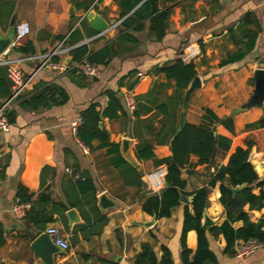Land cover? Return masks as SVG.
Segmentation results:
<instances>
[{
  "label": "crops",
  "instance_id": "0c3cea01",
  "mask_svg": "<svg viewBox=\"0 0 264 264\" xmlns=\"http://www.w3.org/2000/svg\"><path fill=\"white\" fill-rule=\"evenodd\" d=\"M95 1L0 0L3 22L5 16L10 14V18L15 16L13 31L19 24H27L30 28L28 36L0 55V61L29 56L14 50L27 42L34 48V54H30L32 56L49 54L56 49L70 51L81 45H86L90 52L102 49L120 35L119 24L123 19L119 18L120 9L114 1L102 0L96 5ZM158 2L159 9L171 8L162 41L155 42L149 35L148 21L143 22L144 27L140 31L127 30L136 43L117 42L115 54L108 65L96 67L99 70L97 80L93 82L90 79L86 86H78L66 73L48 68L38 70L39 60L17 64L26 78L32 77L22 98H31L43 86L55 84L66 91L68 101L63 106L38 112L25 111L15 105L12 108L16 113L15 122L10 125L9 133H0V149L3 151L0 170L4 171V177L0 179V226L5 239L4 245L0 246V264H42L34 262L30 250L36 227L26 225L24 217L19 219L12 212L18 199V186L32 194L31 202H25L30 204V209L52 220L45 225V230L48 227L57 228L69 244L68 251L54 257L55 264H100V259L116 264H134L142 243L152 247L158 260L162 247H165L171 254L173 264H182L180 240L184 204L172 209L170 217L154 220L149 227L143 225L152 217L142 211V203L150 194L164 188L166 166L155 167L152 159L138 160L136 146L140 139H144L151 145L155 159L170 156L168 140L178 126V114L185 92L178 90L173 81L156 74V66L172 64L178 59L185 64L193 63L201 86L188 101L185 123L209 126L216 135L230 140L229 150L224 155L218 154L210 164L201 165L197 157H189L181 170V178L186 183L185 192L191 193L207 186L215 171L227 163L235 149L243 147L247 135L254 134L261 144L264 143V139H260L264 136V128H248L264 117V101L261 108L233 114L238 106L250 98L253 72L264 64V0ZM89 11H94L109 27L118 24L109 28L104 35L93 34L85 15ZM248 14L251 15L249 22L239 29L242 19ZM10 28L9 24L7 28L0 25V35L5 36ZM74 31L79 35L78 40L72 46L66 45L67 38ZM243 31L246 34L248 31L256 33L252 49L241 61L220 68V62L229 54L244 50L246 34ZM69 51L65 55L52 57L51 61L66 63L70 59L66 63L70 69L83 72V64L78 66L71 63ZM133 83L132 89H129ZM9 85L7 68L0 65V105L5 100L4 88ZM107 89L118 91L123 113L116 120L103 119L100 128L107 131L111 143L118 145L119 157L141 174V181L142 177L147 178L148 183L143 182L145 187L142 189L126 182L130 171L123 167V172L128 175L124 177L120 173L114 166V162L119 163L117 155L109 154V147L101 148L100 142L95 140L90 148L85 146L88 152L84 153L82 143L73 134L71 125L80 118L81 111L92 103H98V109L106 106L104 91ZM126 92L134 98L133 111L126 106ZM162 105L166 114L159 109ZM206 110L221 121L230 118L231 122L228 126L214 123L205 114ZM125 138L131 141L129 152L134 165L121 153V140ZM249 159L258 177L264 179V148L259 151L255 148ZM88 177L91 185H84V179ZM219 184L210 191L205 210L211 226H219L226 220L224 209L218 201ZM92 187L99 213L97 203L100 195L105 194L116 204L115 208L100 213L106 217V223L102 226L95 224L96 212L92 204L86 202ZM257 192L254 191L255 194ZM60 203L67 207L64 213L56 210L60 207L55 204ZM70 210L78 218L74 223L67 215ZM244 211H247V206ZM248 214L252 222L264 220V208ZM86 217L90 219L89 223H85ZM241 226V222L233 224L235 229ZM207 238L218 264H264V244L251 255L238 258L223 253L225 241L222 235L215 238L208 234ZM185 245L191 251V258L197 246L195 231L186 233Z\"/></svg>",
  "mask_w": 264,
  "mask_h": 264
},
{
  "label": "trees",
  "instance_id": "16d2710c",
  "mask_svg": "<svg viewBox=\"0 0 264 264\" xmlns=\"http://www.w3.org/2000/svg\"><path fill=\"white\" fill-rule=\"evenodd\" d=\"M117 3L120 14L119 18L123 19L120 22V35L105 45L102 49L96 52H90L86 45L75 47L69 51L71 63L78 66L87 63L89 65L100 67L108 65L115 54L114 46L117 42L136 43V39L127 31H140L144 27L143 22L148 21V33L155 42H161L165 36V30L168 19L171 14V8L159 9L158 0H112ZM141 5L136 8L137 5ZM12 8V7H11ZM136 8V9H135ZM135 9V10H134ZM134 10V11H133ZM133 11L131 14H129ZM250 14L246 15L239 25L242 29L248 22ZM4 16L0 10V25L8 27L10 14ZM137 23H140L137 25ZM255 23V21H254ZM256 24V23H255ZM93 34L95 32L91 31ZM245 31H243L244 33ZM246 33H244L245 35ZM78 36V37H77ZM255 32H249L245 35L246 43L244 50H239L236 53L229 54L226 59L222 60L219 67H225L241 61L246 53L250 51L254 45ZM79 35L74 31L66 40V45L72 46L78 40ZM15 51L30 55L34 54V48L31 43L27 42L23 47L14 48ZM156 74L162 75L167 81H173L178 90H185L189 82L197 75L193 63H183L180 59L172 64H162L154 68ZM66 74L71 77L72 81L78 86H86L90 80L79 69L72 68ZM135 83V82H134ZM134 83L129 86L132 89ZM149 94V92H148ZM107 98L106 106L99 108L98 103L90 104L86 109L80 112V123L76 127L75 136L82 145L90 148L92 141L98 140L101 148L109 147V154H116L119 163L114 162V166L125 177L128 173L123 172V167L128 170L129 179H125L128 184L135 185L138 188L145 187L141 181V174L136 171L126 161L121 159L118 154V145L109 141V136L104 128H100L99 124L103 119L109 121L116 120L122 115V106L118 96V91L107 89L104 91ZM10 96V85L4 88L3 98L7 99ZM142 98H139L141 100ZM68 101L66 91L55 84L43 86L33 97H19L15 105H18L25 111L38 112L51 107L63 106ZM1 106V105H0ZM160 111L166 114L165 106L162 105ZM205 114L211 118L214 123H223L228 126L231 122L230 118L221 121L209 110ZM9 125L15 122L16 113L10 110L6 114ZM137 117V113L134 112ZM248 128L257 129L264 128V117L257 122L248 126ZM177 129V128H176ZM173 131L168 140L170 156L161 160L155 159L152 152V147L147 140L140 139L136 146V157L139 160L152 159L154 166H166V175L164 178V188L156 193L150 194L142 203V211L147 215L154 217L155 220L170 217L171 210L181 205L180 196L184 195L191 197V201L184 205L183 222L181 232V254L180 259L182 264H218L215 254L209 248L207 235H212L217 238L222 235L225 246L223 253L234 255V246L237 242H246L248 240H256L264 244V220L259 219L256 222L250 220L248 212H260L264 208V179H261L256 174L252 164L250 163L249 154L253 147L256 151L260 149L259 137L254 134L247 135L243 140V147H237L229 156L225 165L220 166L213 174L207 186L197 189L194 192H185V181L181 178V170L185 166L190 156L198 158L199 164H210L218 155H224L230 147V140L216 135L214 129L206 125H191L184 124V127L177 132ZM261 139V138H260ZM264 148V147H263ZM4 171L0 170V179H3ZM80 181V180H79ZM219 184V203L224 209L226 220L219 226H202L203 213L208 207V195L210 191ZM91 185V179H84V185ZM245 185L243 189L237 192H232V188H237ZM257 190V194L254 191ZM90 196L86 201L92 204L93 211L96 212L95 224L102 226L106 223V217L101 215L96 207L95 191L90 188ZM16 197L23 203L31 202L32 194L22 187L18 186ZM59 206L60 212L64 213L67 210L66 206ZM190 205V209H189ZM247 206V211L244 207ZM52 220L44 218L42 214L35 212L31 208L24 216V222L28 226L36 227L37 232L35 238L45 230V225ZM90 219L85 218V223H89ZM241 222L242 226L235 229L233 224ZM195 231L197 236L196 250L190 258L191 251L185 245V235L188 231ZM4 231L0 226V246L5 243ZM100 264H116L104 259H100ZM134 264H173L171 254L167 248L162 247V255L158 260L148 243H142L140 252L134 258Z\"/></svg>",
  "mask_w": 264,
  "mask_h": 264
},
{
  "label": "built area",
  "instance_id": "2783aa9c",
  "mask_svg": "<svg viewBox=\"0 0 264 264\" xmlns=\"http://www.w3.org/2000/svg\"><path fill=\"white\" fill-rule=\"evenodd\" d=\"M100 1L102 0H96L94 4L96 5ZM85 15H87V13ZM117 24H113L111 27H108L105 31H103L99 35H104L109 30V28H114ZM29 33H30V28L27 24L17 25L14 30L13 43L11 47L16 46L23 38L28 36ZM68 51L69 49H63V50L56 49L49 54H44L40 56L29 55V56H22L17 59L0 61V65L6 66L7 68V78L10 83V96L7 99H5L0 106V133L2 134L9 133L10 125L7 121L6 114L10 110H12V108L15 106L16 102L18 101L19 97L22 96V94L25 92L28 85L32 81V77L26 78L20 72V70L17 68V64L23 61L39 60L40 65L37 68L38 70L42 68H48L50 70H54L65 74L69 70H71L70 69L71 67L68 64L64 63L63 61H60L58 63H53L51 59L54 56L65 55L67 54ZM82 69L84 75L89 79L97 78L99 76V70L95 66L84 63ZM138 77H141V74H138ZM124 98L128 109L133 111L135 109V101L133 96L129 92H126ZM79 123H80V119L76 120V122L72 123L71 125L74 135H75L76 127L79 125ZM81 149L84 153L88 152V149L84 145H81ZM2 157H3V151L0 149V159ZM29 210H30V204L23 203L18 199L16 200L12 208L13 214L19 219H22ZM45 233L52 239L53 243L63 251L66 252L70 249L68 242L64 239L61 231L58 230L57 228L48 227L45 230ZM260 245L261 243L253 239L248 240L246 242L240 241L238 244L234 246V255L238 258H244L254 253Z\"/></svg>",
  "mask_w": 264,
  "mask_h": 264
},
{
  "label": "water",
  "instance_id": "95a60500",
  "mask_svg": "<svg viewBox=\"0 0 264 264\" xmlns=\"http://www.w3.org/2000/svg\"><path fill=\"white\" fill-rule=\"evenodd\" d=\"M14 20L15 16L12 15L10 20H9V26L11 27L7 34L5 36L0 35V55L7 51L9 47L13 43V37H14V31L12 28L14 27ZM86 20L88 22V25L90 29L97 34L102 33L105 31L109 25L107 22H105L100 16H98L94 11H89L86 15ZM66 63L70 62V59L65 61ZM254 76V82H253V91L248 99L247 102L241 104L238 106L236 110H234L233 114H237L242 111H246L250 108H261L263 106V101H264V64H261L260 68L256 69L253 72ZM97 79L92 78V81L95 82ZM201 86V80L200 78L196 75L188 84L187 88L185 89L182 102H181V107L180 111L178 114V126L176 131L179 132L185 124V111L188 105V101L191 97V95L199 89ZM101 125L99 124V127ZM131 141L129 139H122L121 140V146L122 150L121 153L123 157L128 160L132 165L135 164L134 159L130 155L129 152V147H130ZM255 152V148L253 147L251 149V153ZM249 154V157H250ZM159 171H164V169H160ZM143 182L146 184L148 183L146 177H142ZM245 185H241L237 188H232V192H237L240 189H243ZM191 201V197H187L184 195L180 196V203L181 204H188ZM97 206L100 210V213H104L110 208H115L116 204L111 201L105 194H102L98 198V203ZM67 215L70 217V221L74 223L77 221L78 218L75 217V212L73 210H70ZM154 217H152V220L149 222L144 223V227H149L153 224L154 222ZM202 226L203 227H210L211 226V220L207 217L205 211L203 213V218H202ZM30 250L32 252L33 260L34 262L42 263V264H55L54 262V257L56 255H60L65 253L62 249L57 247L52 239L45 233L42 232L40 233L30 244Z\"/></svg>",
  "mask_w": 264,
  "mask_h": 264
},
{
  "label": "rangeland",
  "instance_id": "374dc122",
  "mask_svg": "<svg viewBox=\"0 0 264 264\" xmlns=\"http://www.w3.org/2000/svg\"><path fill=\"white\" fill-rule=\"evenodd\" d=\"M261 139H262V140L264 139V136H263V135L261 136ZM263 141H264V140H263ZM262 147H264V143H262V144L260 145V149H261Z\"/></svg>",
  "mask_w": 264,
  "mask_h": 264
}]
</instances>
